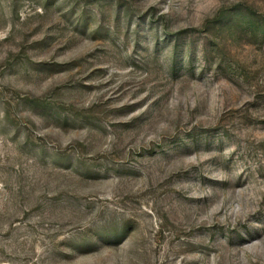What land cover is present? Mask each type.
I'll use <instances>...</instances> for the list:
<instances>
[{
    "label": "rangeland",
    "instance_id": "1",
    "mask_svg": "<svg viewBox=\"0 0 264 264\" xmlns=\"http://www.w3.org/2000/svg\"><path fill=\"white\" fill-rule=\"evenodd\" d=\"M0 264H264V0H0Z\"/></svg>",
    "mask_w": 264,
    "mask_h": 264
},
{
    "label": "trees",
    "instance_id": "2",
    "mask_svg": "<svg viewBox=\"0 0 264 264\" xmlns=\"http://www.w3.org/2000/svg\"><path fill=\"white\" fill-rule=\"evenodd\" d=\"M230 21V20H229ZM229 21L228 20H224L223 19V22H224V24H228L229 23Z\"/></svg>",
    "mask_w": 264,
    "mask_h": 264
}]
</instances>
